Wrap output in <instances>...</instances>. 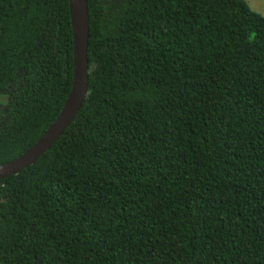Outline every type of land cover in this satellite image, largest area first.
I'll list each match as a JSON object with an SVG mask.
<instances>
[{
	"label": "trees",
	"instance_id": "16d2710c",
	"mask_svg": "<svg viewBox=\"0 0 264 264\" xmlns=\"http://www.w3.org/2000/svg\"><path fill=\"white\" fill-rule=\"evenodd\" d=\"M89 93L0 180V264H264V16L245 0H88ZM69 0H0V165L72 89Z\"/></svg>",
	"mask_w": 264,
	"mask_h": 264
},
{
	"label": "water",
	"instance_id": "95a60500",
	"mask_svg": "<svg viewBox=\"0 0 264 264\" xmlns=\"http://www.w3.org/2000/svg\"><path fill=\"white\" fill-rule=\"evenodd\" d=\"M74 43V78L69 97L55 122L44 136L27 152L0 165V180L18 175L34 165L64 135L89 93L90 17L88 0H69Z\"/></svg>",
	"mask_w": 264,
	"mask_h": 264
},
{
	"label": "rangeland",
	"instance_id": "374dc122",
	"mask_svg": "<svg viewBox=\"0 0 264 264\" xmlns=\"http://www.w3.org/2000/svg\"><path fill=\"white\" fill-rule=\"evenodd\" d=\"M250 8L264 16V0H245Z\"/></svg>",
	"mask_w": 264,
	"mask_h": 264
}]
</instances>
